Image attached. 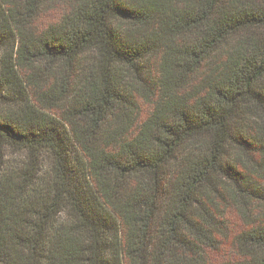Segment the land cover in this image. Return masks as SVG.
Segmentation results:
<instances>
[{
    "label": "trees",
    "instance_id": "trees-1",
    "mask_svg": "<svg viewBox=\"0 0 264 264\" xmlns=\"http://www.w3.org/2000/svg\"><path fill=\"white\" fill-rule=\"evenodd\" d=\"M46 1L0 0V264H209L220 202L264 204V7L63 0L36 34ZM235 242L264 264V219Z\"/></svg>",
    "mask_w": 264,
    "mask_h": 264
},
{
    "label": "rangeland",
    "instance_id": "rangeland-1",
    "mask_svg": "<svg viewBox=\"0 0 264 264\" xmlns=\"http://www.w3.org/2000/svg\"><path fill=\"white\" fill-rule=\"evenodd\" d=\"M252 2L256 3L259 8L264 7V0H251ZM65 2L63 0H48L46 1L38 10L37 14L34 16L33 21L27 28L29 30L34 31L36 34L44 29L49 24L55 22L62 11L65 9ZM10 45H8L5 49H0V54H2L3 50L9 49ZM40 69H43V66H39ZM40 69L37 70L38 72L34 73L33 79L37 81V86L31 85L29 91L30 95L32 94V99L36 101L39 99V92L40 90H46L47 85H42L43 82L38 79V74L40 73ZM26 72V71H25ZM27 73V72H26ZM55 77H50L49 81H54ZM148 84V83H146ZM38 85L41 88H38ZM140 88H145L146 92L149 91L148 86L145 84L138 83ZM142 91V90H141ZM140 92V90L138 91ZM150 94V92H148ZM141 93L137 95V105H138V112L141 115H145L150 109V102L147 100L148 98ZM40 99H42L40 97ZM49 105L48 103H46ZM52 110H56L55 107L50 105ZM10 151L7 148V152ZM14 154H12L13 156ZM257 159V158H256ZM253 163L258 161L252 160ZM259 179L263 181L264 184V173L256 172L255 174ZM219 205V210L216 213L217 216V239L214 242V247L212 250L208 252V261L209 264H232L238 260L236 256L239 252H241L236 245L235 242V235H237L241 230L250 227L257 223V220L264 219V204H261L257 209V206L246 205V207L239 205V203L233 204L232 201H224L222 200Z\"/></svg>",
    "mask_w": 264,
    "mask_h": 264
}]
</instances>
